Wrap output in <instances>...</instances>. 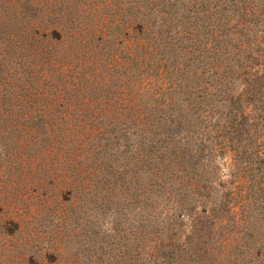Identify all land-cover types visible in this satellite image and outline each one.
<instances>
[{"label":"rangeland","instance_id":"rangeland-1","mask_svg":"<svg viewBox=\"0 0 264 264\" xmlns=\"http://www.w3.org/2000/svg\"><path fill=\"white\" fill-rule=\"evenodd\" d=\"M140 9L142 0H0V87L15 89L0 93V264H129L128 252L152 249L134 165L112 164L127 175L121 190L104 186L99 205L92 185L126 107L160 98L142 74ZM245 109L242 135L207 119L201 180L187 176L191 196L218 204L202 230L192 225L202 204L185 212L196 264H264V97Z\"/></svg>","mask_w":264,"mask_h":264},{"label":"trees","instance_id":"trees-1","mask_svg":"<svg viewBox=\"0 0 264 264\" xmlns=\"http://www.w3.org/2000/svg\"><path fill=\"white\" fill-rule=\"evenodd\" d=\"M142 6V74L155 78L160 98L124 106L129 122L116 127L105 154L93 160V197L99 205L104 186L121 190L127 171L113 163L134 165L147 210L140 223L145 228L150 222L157 239L150 251L128 252L129 264H196L185 212L202 204L192 221L202 230L218 204L202 201L194 188L191 196L187 176L201 180L207 119L223 120L230 137L242 135L245 104L263 100L264 0H142ZM13 92L0 87L3 97Z\"/></svg>","mask_w":264,"mask_h":264}]
</instances>
